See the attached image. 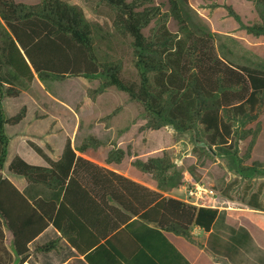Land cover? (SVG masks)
Here are the masks:
<instances>
[{"label":"trees","instance_id":"16d2710c","mask_svg":"<svg viewBox=\"0 0 264 264\" xmlns=\"http://www.w3.org/2000/svg\"><path fill=\"white\" fill-rule=\"evenodd\" d=\"M181 1L188 3L167 0L164 10L155 0H0V264H24L32 254L29 243L49 224L90 264H95L93 255L103 264H123L113 262L117 255L127 258L121 242L135 225L133 216L156 224L144 225L151 252L161 240L178 253L162 230L194 241L192 229L199 226L211 232L214 252L221 241L212 231L221 213L218 207L193 205L172 195L184 184L186 170L196 181L201 177L194 166H178L166 149L132 160L156 181L151 189L78 154L104 143L93 134L76 145L68 136L58 160L30 141L48 166L15 156L8 170L28 183L20 191L2 173L10 140L5 124L22 120L26 106L8 116L3 99L18 96L35 78L43 84L70 77L81 82L86 90L82 102L93 112L80 120V130L101 118L109 125L114 120L118 134L127 130L133 117L122 127L116 120L119 114L133 113L123 104L114 105V94H119L138 110L144 128L170 126L176 134H187L198 158L221 157L239 181H247L240 201L250 209L227 212L242 214L264 230V187L254 190L251 182L264 177V162L250 161L260 127L248 126L264 108V63L238 56L226 44L218 52L215 34L191 25ZM247 1L257 15L252 22H244L231 5L225 7L241 29L264 36V0ZM89 3L105 9L102 20ZM170 19L176 30L170 28ZM99 110L105 115L97 116ZM246 139L241 154L240 142ZM112 144L105 160L120 163L127 151ZM229 231L226 248L240 249L252 241L244 227ZM57 244L52 239L37 249L48 252ZM145 255L137 257V264L147 260Z\"/></svg>","mask_w":264,"mask_h":264},{"label":"rangeland","instance_id":"374dc122","mask_svg":"<svg viewBox=\"0 0 264 264\" xmlns=\"http://www.w3.org/2000/svg\"><path fill=\"white\" fill-rule=\"evenodd\" d=\"M15 1L36 3L39 0ZM155 3L161 4L164 10L168 8L167 0H155ZM89 4L94 11V16L96 15V19L102 20L105 9L102 7H94L95 3ZM181 4L183 10L187 13L191 25L204 27L215 34L218 52L222 51L220 45L226 44L236 55L248 57L253 61L264 63V36L255 37L241 29L238 22L229 14L225 7L226 4L231 5L232 8L241 15L244 22H252L257 19V15L251 2L246 0H188V3L181 1ZM168 24L171 29H177V23L173 21V19H170ZM123 51L126 53L127 50L123 49ZM125 57H127V54H125ZM36 85L37 84H34L31 87V91L35 96L32 94L27 96L35 98L34 102L38 103V100H40L38 96L42 95L46 98L47 96L45 92L43 90L41 92ZM44 86L47 88L48 93L76 107L83 115L93 112L91 105L89 106L85 102H82L86 97V90L77 78L70 77L62 81H48L44 83ZM26 98V96H23L22 98L6 99L5 106L9 112H11L8 103L13 102L14 104H20L21 100ZM113 99L114 105L117 103L123 104L126 112L127 110L130 112L131 108L133 113V116L129 117L119 114V119L116 120L118 125L122 127L127 123L128 119L131 117L134 118V122L130 124V127L117 139L123 147L126 149L131 147V152H134L141 158L160 155L162 151L166 149L178 166H182L186 169L190 166H194L201 177V179L198 180L199 183L214 190V197H207L205 195L198 200V203L218 207L224 212L214 228V234L219 236L220 240H222L218 242L219 246L215 248V253L221 258L228 253V259L235 264H264V250H260L259 246L254 242L248 244L240 253L227 251L225 247L227 236H229L228 227L230 226L227 221H232L234 224L240 221L248 222L247 218L244 216L235 219L225 213L228 209H250L240 201L242 190L247 181H239L236 176L227 169L225 161L221 157L198 158L187 134H176L174 129L170 126L157 130L144 128L145 120L138 118V110L134 105L130 106L129 102L126 100L127 98L119 94H114ZM57 105L58 104L53 101L51 107L56 109ZM96 115L102 117L105 114L99 110L96 111ZM112 121V124L115 125V121ZM248 126L252 128L260 127V132L253 147L250 161L259 160L264 162V108H262L259 113L258 119L248 124ZM114 128L112 127L109 129L107 121L101 118L99 123L91 128L84 125L83 131L78 134L79 137L77 142L80 140L81 136L91 132L97 133L100 135V138L106 141V143H109L108 141L115 134ZM8 132L12 134L11 131ZM248 142L249 139L240 142L241 154L245 152ZM88 154L91 156L95 155L93 151H90ZM10 159L11 156L9 155L7 162H9ZM191 177L193 176H186V174L184 176V183H186L188 187L192 186ZM251 182L254 190L260 185L264 187V177L256 178ZM176 192L180 197H185L187 190L182 187L177 189ZM228 197L231 199L229 198V200ZM262 198L264 200V188ZM202 239L204 240L205 238L203 237ZM208 239L211 238L209 237Z\"/></svg>","mask_w":264,"mask_h":264},{"label":"crops","instance_id":"0c3cea01","mask_svg":"<svg viewBox=\"0 0 264 264\" xmlns=\"http://www.w3.org/2000/svg\"><path fill=\"white\" fill-rule=\"evenodd\" d=\"M34 84H37L36 86L39 90H41V92L42 90L45 92V95L48 99L40 95L38 96L40 100H38V103H35V98L27 96L30 94L35 96L31 91V87ZM23 96H26L27 98L21 100L20 104H14L13 102L8 103L11 109V112H9V110L5 106L6 99L22 98ZM53 101L58 104L56 109H53L51 107ZM23 105L26 106V114L24 118L14 124H5V130L10 140L5 166L2 171L3 175L9 178L20 191H25L28 183L25 177L14 174L8 170V165L11 160L15 156H20L30 164L38 166H48V163L44 159V157L40 153H38L30 145L29 142L32 141L36 145H38L43 150V152L46 153L52 160H58L62 155L65 141L68 136L71 137L74 145L78 144L81 139L86 136H81L80 140L77 142V139L79 137L78 134L83 131V128L81 130L78 129L80 120L84 116L89 115H83L82 112L79 111V109H77L76 107H73L71 104L58 98L55 95L48 93L47 88L40 80H38V78H35L29 84V87L27 89L21 90L18 96L6 95L3 99V106L8 116L15 115ZM98 123L99 121L96 124ZM112 127L114 128L112 124L109 125V129H111ZM114 130L115 134L108 141L109 143H106V141L100 138V135H98L97 133H87V135L93 134L97 136L98 138L102 139L104 143L98 148H89L83 153L78 152V154L97 163L100 166L123 174L144 186H147L151 189H156V181L152 178V176L148 173L138 170L132 165V160L141 157L139 155H136L134 152H131V147L126 149L121 145L120 141L117 140L125 133L126 130H124L120 134L117 133L115 128ZM8 131H11L13 135ZM113 141L116 142L118 147H121L127 151L125 157L120 163H107L105 160L108 151L113 147ZM90 151H93L95 155H89L88 153ZM9 155L11 156V159L9 162H7ZM147 158L141 159L145 160ZM176 191L177 189L173 191L172 195L180 198ZM228 210L239 211L248 209ZM227 211H225V213L231 218L239 219L244 216L242 214L232 215ZM223 214L224 212L221 211L218 220L222 217ZM130 221H134L135 225L131 226V228L129 229V234L122 235V242L120 241L125 246V249H127V258L122 259L119 255H117V259H114V262L112 261L113 263H117L118 261L123 264H137V257L144 256L145 253H147V260L145 259L143 261L144 264H185L184 260L189 264H235L228 259V253H226L223 258H221L210 248L211 239L208 238L210 237L211 232H206L199 226H194L192 229V235L195 239L194 241L174 232L162 230L164 237L177 250L178 253H176L171 247L167 246V244L161 240L157 242V246L153 248V251L151 252L147 249L148 233L144 228V225L157 227L156 224L150 223L142 218H139L138 216H133ZM247 221L248 222L240 221L236 224H234V222L232 221H227L230 224L229 227H234L236 229L239 227H244L249 232L252 238V241L246 242V244L240 249L227 247V251L240 253V251L243 250L248 244H252L253 242L256 243L257 246H259L260 250H264V230L254 224L248 218ZM214 228L212 230L213 233ZM203 237L205 238L204 240L202 239ZM228 237L229 236H227L226 243H228ZM52 239L58 240V244L55 249L48 252L40 251L37 249L38 246ZM29 247L32 250V254L24 264H90L86 260L85 255L81 254L74 246H72L67 237L62 235L61 232L57 230L53 224H49L36 238H34V240L29 243ZM141 249H146L143 254L140 253L144 251H140ZM95 256L96 255H93L95 264H103L100 260V257ZM181 256H183L184 260H182ZM128 261H130V263ZM143 263L141 262L140 264Z\"/></svg>","mask_w":264,"mask_h":264},{"label":"built area","instance_id":"2783aa9c","mask_svg":"<svg viewBox=\"0 0 264 264\" xmlns=\"http://www.w3.org/2000/svg\"><path fill=\"white\" fill-rule=\"evenodd\" d=\"M186 176H192L189 172L185 171ZM192 178V186L188 187L186 183H184L180 188H186L187 193H185V197H180L184 201L191 203L193 205H204L201 203H198V200L200 198H203V196L207 197H214V190L211 188H207L203 186V184L199 183V181H196L193 177ZM209 206V205H206Z\"/></svg>","mask_w":264,"mask_h":264}]
</instances>
